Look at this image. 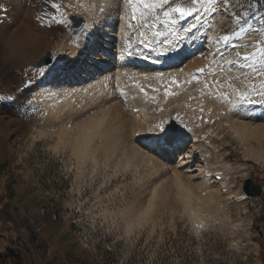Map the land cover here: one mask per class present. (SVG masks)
<instances>
[{
  "label": "rangeland",
  "instance_id": "1",
  "mask_svg": "<svg viewBox=\"0 0 264 264\" xmlns=\"http://www.w3.org/2000/svg\"><path fill=\"white\" fill-rule=\"evenodd\" d=\"M153 1L156 4V0ZM56 2L62 5L66 21L60 26V35L68 33L71 38L68 37L67 44H70L74 26L71 17H82V5L91 6L93 0ZM177 3L186 5L188 0H169L163 7L156 4L148 21L146 16L140 24L141 29L133 24L135 34H141L145 28L148 35L155 25L158 33L151 36L149 44L160 47L164 31L171 26L177 23L191 26L192 17L181 20L177 13L164 16V12ZM224 7L220 5L221 11ZM227 12V16L217 15L215 26L211 31L207 27V32L214 35V40L243 29L240 38H232V43L241 47L233 51L223 41L203 43L204 47L200 44V49L193 50L187 62L179 66L189 70L181 82L180 78L176 79L179 87L169 85L172 78L167 74L162 76L164 80H159L153 72L150 73L154 76L148 72L123 74L119 80L112 81L111 91L114 97L118 96L119 103L124 101L120 93L127 84L129 87L140 83L144 88L147 84L145 89L155 92L151 101L157 102L149 101L150 111L146 108L134 117V122L145 123L137 134L132 132L135 136L163 123L171 133L178 130L195 135L207 152L211 151L206 154L210 165L208 173L201 174L200 180L192 183L182 179V184L186 185L184 193L176 187L173 178L174 184H166L167 200H159L155 195L153 207H148L153 199L150 185L157 181L156 177L164 175L163 168L150 165H142V168L139 164L134 170L135 161L131 160L129 165L133 169L130 166L125 169L124 164H120L123 162H119L124 159L119 147L111 154L95 153L96 165L91 160L85 162L77 158L71 151L68 141L72 131L67 127L94 113L102 101H107L106 107L116 103L110 101V95L105 97L103 93L90 100L92 103L87 101L86 110H79L76 97L69 96L66 102L70 109L60 108L59 115L78 111L72 116L73 122H67L69 125H59L47 105L35 101L32 95L42 67L49 65L36 67L35 64L47 54L51 59L56 50L54 46L45 45L39 54L24 63L6 66L0 71V149L5 151L0 155V264H264L260 259V255L264 258V135L258 133V137L252 138L248 134H236L232 125L237 118L230 110L233 105L235 111L238 106L264 104V98L257 95L258 91H264L259 88L264 77L253 72L254 68L264 71V67L236 55L237 52L241 56L254 52L252 45L264 40V31H252L264 29V0H230ZM38 25L34 32L39 37L38 28L45 25L42 22ZM15 28L17 26L14 31ZM24 32L30 33V30ZM35 40V45L40 46L38 38ZM94 63L98 70L93 72L97 76L108 67L103 60ZM194 64L196 66L191 68ZM199 68L205 71H197ZM111 69L110 74H113L115 70ZM150 78H154L156 85L148 84ZM165 87L174 94L165 96ZM244 94L254 102L239 100L238 96ZM70 98L75 101L70 103ZM160 98L164 102H160ZM228 106L230 109L224 110ZM103 109L97 110L98 113ZM223 165H229L231 171L223 170ZM142 176L147 177L145 182ZM247 178L262 186L260 197L244 194L242 187ZM187 202L196 212L195 220L190 216Z\"/></svg>",
  "mask_w": 264,
  "mask_h": 264
},
{
  "label": "bare ground",
  "instance_id": "2",
  "mask_svg": "<svg viewBox=\"0 0 264 264\" xmlns=\"http://www.w3.org/2000/svg\"><path fill=\"white\" fill-rule=\"evenodd\" d=\"M144 2L148 3L149 5L154 4L153 0L151 2H147L146 0H144ZM155 8L156 6L145 9L144 4L138 2L135 5V15L137 18L136 20H132L131 16L133 13V6L123 4L122 0H93L91 6L84 4L81 7V14H83L82 17H84L85 19V29L77 36L72 35V42H70V44H67L68 37L70 36L68 35V33L63 35V37L62 34L60 35V26H62V24L52 23L47 20L50 17L45 18L43 16V12L45 11L50 12L51 14H55L56 16L60 15L56 12L55 9L51 8L50 4L45 5L43 3V0H34V2L33 0H0V71H2V69H4L6 66H13V64L15 65L18 63H24L25 61H27V58L34 57L39 54L40 51L45 47V45H48L49 47L54 46L56 50L50 57L53 62L46 66L42 65L43 67L41 72L39 73L37 87H35L36 89L32 92V95L35 101L40 102V104L44 103L45 105H47L46 107L49 108L50 112L56 119L54 117L53 118L56 120V123H59V125H69V121L73 122L71 119L73 118L72 116L75 115V111H78L71 110L70 113H66V116L59 115V113H61L60 108L61 110L66 108L67 111L70 109L71 106L69 107V103L66 102L68 101L69 96L76 97V99L78 100L77 106H80L79 110H86L87 108H84V103L90 100H95L97 95L103 93L105 97L106 95H110L111 102L116 101L118 96L116 98L113 96L114 93L112 94V81L119 80L123 76V74L132 76L131 74L139 75L140 72H144V74H146V72H148L149 74H151L150 72L156 74L163 73V77L165 74H167L171 78H180L181 82L182 78H186L189 70L186 69V67H183L182 69V67L180 68L179 66L184 62H187L186 60L193 50L200 49V44L202 47H204V44L211 43L213 41L214 35L212 36V34L207 32V25L199 27L198 30H194L193 34L188 35V33L183 31L182 29L183 27H189V25L184 26L183 23H181L182 25L180 23H177L176 25L171 26L169 30L164 31L163 37L160 36L163 41V44L160 47H156L157 44L155 46H150L149 41L152 38L151 36L158 33L156 26H151V33L148 35L145 34V31L148 29L145 30V28H143L141 32L143 33V35H141L137 33L135 34V31H133V24H135V26L139 25V28L141 29L142 26L140 27V24L145 21L144 19L146 18V16V21H148L149 13L151 12V10H156ZM37 16L41 17L43 25H45V27L43 28H38L39 37L34 32V27L37 26L38 23H41V20H37ZM156 22L157 21H155V23ZM129 24H131L132 26L128 27ZM15 26H17L18 28L17 31V28H15L14 31ZM26 29H29L30 33L24 32ZM26 34H30L29 37H27ZM131 34L135 35L132 36ZM205 37H207V39H205ZM36 38H38L40 46L35 45ZM201 39H203L202 42ZM129 44H131L132 46L131 49L128 48ZM146 44L147 47H145ZM129 51H131L133 54L128 55ZM165 51H169L170 55L174 56V58L166 60L163 55H160ZM176 52H179L178 56L175 55ZM156 57H159V60H157ZM102 60L103 62H106L108 64V67L106 70L100 71L102 74L100 76H97L93 72V70H98L94 62H102ZM247 63L249 64V62ZM195 64L189 66L193 68V66L198 65ZM109 69L115 70V72H113V74H110ZM79 78L81 80L78 82ZM82 79H84V81H82ZM150 81L151 83L147 81L149 85L155 83L154 78ZM126 86L128 87V84ZM146 86L147 84L145 85V88ZM201 86L203 85L201 84ZM141 87L144 88V86H142L140 83H137L130 85L127 89L124 88L122 92L121 89L120 91H118V88L117 93L121 92L120 94L123 97L121 96L120 98H123V103H119V101H116V103L109 104V106L106 107L107 101L106 103L102 101L103 103L100 105L101 108L103 109L104 107H106L103 109V111H100V113H98L99 109L101 110L100 106H98V109L96 108V111H98H95L92 114L86 113L87 117L84 118L83 121H78L79 123L76 122L75 124L72 123L68 127L66 125L65 126L69 131H72V135L70 134L71 138L68 135L70 139L68 142L71 145V151L76 155L77 158L81 160L85 161L88 159L95 163L97 159L95 158V156L97 155H95V153L101 151L103 153L111 154L113 149L116 150V148L119 147V150L121 151V154L123 156L121 157L124 158L123 160L119 161L123 162L120 163L124 164L123 168H129V166L132 164L131 160H134L135 162L134 164H132L134 170H137L139 168V164H141L140 166L150 165L152 167L155 166L163 168L165 171L168 170L165 173V171L163 172L161 169L164 175L156 177V182H151V197H153V199L150 201L151 203L149 202L148 207H153L152 202L154 200V197L156 198L155 195H158L159 200H167L166 190L169 191V189H166V184L175 183L176 187H178V189H180V191L184 193V186L186 185L182 184V179L184 180V182L186 181L188 183H192L196 180H200L199 176L201 174L208 173L210 165L208 164L206 154L211 151L208 149L209 152H207V148L205 149L203 147L204 145L200 144L195 135L174 130L172 132L173 134H179L181 136L180 143L181 146L184 147V154L186 155L187 159V163L183 167V170H181L177 167V163L175 162V160L177 159L175 153L170 148L167 150H162L158 146V142L156 141L155 134L152 130L135 136L132 132H139V129H141V124L144 123V121L134 122V117L136 118L135 115L142 114V112H144L146 108L148 109L149 106L147 107V105L149 101L150 103L154 102V100H151L153 99V96L155 97V92L151 93L150 91H148V88H144L145 91L143 93L140 92ZM182 87L183 89L186 88H184V85H182ZM197 89L199 88L197 87ZM200 93L203 94V92ZM160 97L162 98L161 94ZM163 97L165 96L163 95ZM72 98H70L71 101L69 100L70 103H73L75 101ZM161 98L160 102H164ZM53 99L54 101H52ZM104 99L102 98V100ZM90 103L92 102L90 101ZM233 106H231V109L229 106V108H226V106V109L224 110L230 109L235 118H237L235 119L237 120V122H233L232 125L233 130L236 134L244 136L248 134L251 137L255 135H257L256 137H258V133L264 135V104L250 106L247 105L244 107L236 106L237 108L235 109V111L232 110L233 108H235ZM148 110L150 111V109ZM228 112L233 117L232 113L230 111ZM219 115L221 114L219 113ZM145 120H147V118ZM67 129H65L66 133ZM66 133L65 135L67 136ZM4 152V150L0 149V155H3ZM128 156L131 158H128ZM110 158L112 157L110 156ZM142 168L144 167L142 166ZM147 168L148 167H146V169ZM222 169L231 171L229 165H223ZM151 174L152 173H150V175ZM151 176L155 175L152 174ZM139 178L141 179V176ZM173 178L176 179V181H173L174 183L172 182ZM145 179H147V177L143 178V182H145ZM168 196H170V194H168ZM168 199L170 201L171 196L170 198L168 197ZM186 207H190V216L193 220H195V210L190 206L188 202L186 204ZM143 215H145V213Z\"/></svg>",
  "mask_w": 264,
  "mask_h": 264
},
{
  "label": "snow or ice",
  "instance_id": "3",
  "mask_svg": "<svg viewBox=\"0 0 264 264\" xmlns=\"http://www.w3.org/2000/svg\"><path fill=\"white\" fill-rule=\"evenodd\" d=\"M34 2V0H33ZM143 3L144 8L147 9L149 7H154L156 4L163 7L165 5L169 4V0H156V4L149 5L148 3H145L144 0H122V3L125 5H131L133 6V13L131 16L132 20H136L135 15V5L137 3ZM230 0H188V3L186 5H182L180 3H177L175 7L168 8L167 11L164 12V16L168 17L171 15V13H177L179 18L181 20H185L188 17L193 18V23L191 26L183 28L182 30L187 32L188 34H193L194 30H198V27H203L204 25H207L208 30L211 31L214 26V20L216 19L217 15H228L227 12V6L229 4ZM43 3L45 5L50 4L52 9H55L57 13H59V16H56L54 14H51L50 12H43V16L45 18L50 17V22L57 23V24H63L65 23L64 13L62 11V5L57 3L56 0H43ZM223 4L224 10L221 11L220 5ZM118 7V6H117ZM201 12L203 14H201ZM239 16V13L236 14ZM229 19L231 17L229 16ZM37 20H41L40 16H37ZM43 23V21L41 20ZM173 23H176L175 20H173ZM132 25L129 24L128 27H131ZM255 33H259L261 31H264V29H254L252 30ZM243 29L239 32H233L231 35H224V36H217L212 41L214 44L218 43L220 41L225 42L226 44H229L233 51H235L236 48L241 47V45L232 43V38H240L242 35ZM143 35V33H141ZM207 39V37H205ZM171 43V42H170ZM131 44L128 45V48L131 49ZM147 47V44L145 45ZM252 47L255 49L252 53H245L243 56L240 55V53H236V55L243 61L253 60L254 62H257L261 65V67H264V40L257 41ZM133 53L131 51L128 52V55H132ZM151 55V54H149ZM160 55H163L165 59H172L174 56L170 55L169 51H165L161 53ZM176 56L179 55V52L175 53ZM157 60H159V57H156ZM230 64L237 63L236 61H229ZM197 71L203 72L205 69H198ZM253 72L256 76L264 77V71H261L260 69L254 68ZM163 73H157L156 78L160 79L162 78ZM169 85L179 87V84L175 77H173L169 82ZM260 89H264V81L261 82ZM144 88H140V92H144ZM174 93L168 88L165 87L164 95L169 96L173 95ZM257 95L261 98H264V91H258ZM154 99V97H153ZM238 99L242 102H248L252 103L251 99H249L248 94L239 95ZM235 106V105H234ZM152 131L155 134V139L158 142V146L162 150L171 149L176 157V163L177 167L181 170H183V167L187 163L186 155L184 154V147L181 146V136L179 134H173L170 132V129L164 125L163 123H159L154 125Z\"/></svg>",
  "mask_w": 264,
  "mask_h": 264
},
{
  "label": "water",
  "instance_id": "4",
  "mask_svg": "<svg viewBox=\"0 0 264 264\" xmlns=\"http://www.w3.org/2000/svg\"><path fill=\"white\" fill-rule=\"evenodd\" d=\"M71 20L74 23L71 35L77 36L85 29L84 20L80 16H72ZM52 62H53V60L49 59V54H47V56L45 58L36 62L35 66L40 67L42 65L50 64ZM242 190L247 197H260L262 195V191H263L261 185H259L258 183H255L254 181H252L249 178H247L244 181Z\"/></svg>",
  "mask_w": 264,
  "mask_h": 264
},
{
  "label": "trees",
  "instance_id": "5",
  "mask_svg": "<svg viewBox=\"0 0 264 264\" xmlns=\"http://www.w3.org/2000/svg\"><path fill=\"white\" fill-rule=\"evenodd\" d=\"M261 248H263V247L261 246ZM260 259H261V261L264 263V258L261 257V255H260Z\"/></svg>",
  "mask_w": 264,
  "mask_h": 264
}]
</instances>
